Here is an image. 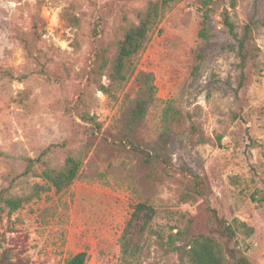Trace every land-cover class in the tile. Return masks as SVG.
Wrapping results in <instances>:
<instances>
[{
	"label": "rangeland",
	"instance_id": "obj_1",
	"mask_svg": "<svg viewBox=\"0 0 264 264\" xmlns=\"http://www.w3.org/2000/svg\"><path fill=\"white\" fill-rule=\"evenodd\" d=\"M146 1L0 0V192L49 186L38 176L16 177L22 158L50 144L64 143L53 149L52 165L69 152L82 158L68 187H50L11 213L0 209V264H64L81 251L85 264H118L119 236L143 199L155 208L150 229L165 234L191 217L203 226L212 209L228 221L249 214L254 231H239L235 246L251 264H264V24L253 32L258 56L238 86L235 42L222 23L223 12L237 30L250 18L264 19V0L211 2L207 39L198 34L201 0H182L151 34L137 70L153 73L156 95L134 140L170 162L155 184L124 138L138 97L135 76L109 97L97 87L105 77L92 71L96 47L107 46L111 59L119 27L135 21ZM166 104L183 115L169 133L161 124ZM77 106L97 124L84 121ZM192 174L202 180L201 195ZM153 238L146 234L140 264H180L178 252L156 248Z\"/></svg>",
	"mask_w": 264,
	"mask_h": 264
},
{
	"label": "trees",
	"instance_id": "obj_2",
	"mask_svg": "<svg viewBox=\"0 0 264 264\" xmlns=\"http://www.w3.org/2000/svg\"><path fill=\"white\" fill-rule=\"evenodd\" d=\"M182 0H147L145 5L135 12V21H126L119 27L120 35L114 41V52L108 59L109 48L105 45L96 47L93 56V75L104 76L106 82L97 80L98 89L114 97L121 91L126 82L134 75L138 84V97L131 100L124 126L125 142L132 151L140 157L143 163L149 165L147 176L154 184L159 183V176L168 173L169 160L159 152H151L134 140V134L148 111L150 102L155 99L156 85L154 75L150 71L137 70L138 57L144 51L151 34L158 28L166 13ZM215 0H201L203 11V25L199 29V36L207 39L210 36L208 24V9ZM66 19L77 25L78 18L67 14ZM222 23L235 42V55L238 69V86L245 81V69L248 63L258 56V48L253 43V32L264 24V19L250 18L237 30L229 14L222 13ZM80 117L90 123L97 124L96 115L77 106ZM183 115L170 104H166L161 112L163 133H169L179 124ZM62 143L61 145H63ZM60 144H50L35 157L22 158L25 168L16 179L21 176L34 175L43 179L49 186L34 183L29 191L21 195L13 194L11 186L0 192V209L11 213L22 206L24 202L38 197L50 187L60 191L68 187L77 176L82 166L80 153L69 152L61 165L50 164L49 157L53 149ZM162 168V173H159ZM195 181L194 189L203 194V183L198 175L192 174ZM16 180H11L10 185ZM212 218L203 226H197L195 217L187 220L183 229L165 234L158 229H150L155 216V208L148 199L138 201L125 222L119 236V263L140 264L139 258L144 249L146 234H154L153 245L156 248L175 251L180 254V264H251L249 258L237 248L236 235L241 231L250 236L254 227L247 213H238L231 221L219 216L215 209L211 210ZM234 242V243H233ZM86 253L81 251L66 258L64 264H85Z\"/></svg>",
	"mask_w": 264,
	"mask_h": 264
}]
</instances>
